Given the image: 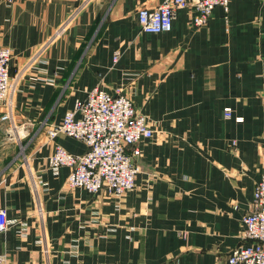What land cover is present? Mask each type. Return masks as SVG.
<instances>
[{"label": "crops", "instance_id": "crops-1", "mask_svg": "<svg viewBox=\"0 0 264 264\" xmlns=\"http://www.w3.org/2000/svg\"><path fill=\"white\" fill-rule=\"evenodd\" d=\"M160 1L0 0L15 127L0 121V264H225L250 244L242 217L264 165V0H228L198 29L180 9L169 32H140L137 11ZM95 87L120 90L154 132L136 144L139 172L122 197L70 188L68 168L48 167L55 145L85 152L48 132Z\"/></svg>", "mask_w": 264, "mask_h": 264}, {"label": "built area", "instance_id": "built-area-1", "mask_svg": "<svg viewBox=\"0 0 264 264\" xmlns=\"http://www.w3.org/2000/svg\"><path fill=\"white\" fill-rule=\"evenodd\" d=\"M215 7L226 12L228 0H161L154 9L140 8L137 21L142 33H167L176 12L188 9L193 13V25L198 29L207 23ZM117 57L114 55V61ZM11 59L10 48L0 46V121L10 122L15 128L10 97ZM223 116L230 119L231 109H224ZM153 133L146 117L137 112L133 102L120 90L110 95L95 87L83 100H76L72 110L48 132L51 139L62 134L80 141L85 152L73 155L55 145L47 160L48 167L52 170L68 168L66 183L70 188L122 197L133 189L139 172L133 160L136 144L150 139ZM242 224L244 239L250 244L232 250L225 264H264V166L255 185L251 210L242 217ZM6 230V210L1 208L0 233Z\"/></svg>", "mask_w": 264, "mask_h": 264}, {"label": "rangeland", "instance_id": "rangeland-1", "mask_svg": "<svg viewBox=\"0 0 264 264\" xmlns=\"http://www.w3.org/2000/svg\"><path fill=\"white\" fill-rule=\"evenodd\" d=\"M2 125V126H1ZM8 125L6 124V125H4L3 126V124H0V130H4V129H6V127H7ZM5 127V128H4ZM11 137V136H10ZM10 139H12L13 140V137H11ZM11 140V141H12ZM14 142H15V140H13ZM21 157V155L19 156V158ZM264 166V165H263ZM263 169V168H262Z\"/></svg>", "mask_w": 264, "mask_h": 264}]
</instances>
